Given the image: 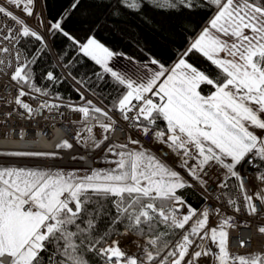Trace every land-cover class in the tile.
<instances>
[{"label": "snow or ice", "instance_id": "obj_1", "mask_svg": "<svg viewBox=\"0 0 264 264\" xmlns=\"http://www.w3.org/2000/svg\"><path fill=\"white\" fill-rule=\"evenodd\" d=\"M52 5L0 0V137L51 143L0 149V264H264V0Z\"/></svg>", "mask_w": 264, "mask_h": 264}, {"label": "trees", "instance_id": "obj_2", "mask_svg": "<svg viewBox=\"0 0 264 264\" xmlns=\"http://www.w3.org/2000/svg\"><path fill=\"white\" fill-rule=\"evenodd\" d=\"M65 2H66V0H56V6H59L60 4L65 3ZM49 6H50V11L53 10L52 0H49ZM157 19L167 23V22H170L171 18L160 15L157 17ZM130 23H132L134 26L136 25L135 20L130 21ZM74 30H76V29H74ZM139 30H140L141 34L144 35L145 39L148 41L150 46L158 43V41L156 40V36H153L151 33H149L143 26H140ZM157 35H159V34H157ZM100 38L102 39V42H105L106 45L113 47L117 51L123 50L124 52H126L129 55H137L138 54L136 49L133 46H131L128 42H126L124 40L117 42L113 38V36L109 35L107 32L101 33ZM197 56H198V54H197ZM199 59H200L201 64H207V61H204L202 57ZM190 62H193V60H190ZM194 66H195V64H194ZM93 67H95L98 70V66H94L92 64V62H90V61L87 62V70L90 71ZM192 202L194 204L198 203V201H196V200H193Z\"/></svg>", "mask_w": 264, "mask_h": 264}, {"label": "built area", "instance_id": "obj_3", "mask_svg": "<svg viewBox=\"0 0 264 264\" xmlns=\"http://www.w3.org/2000/svg\"><path fill=\"white\" fill-rule=\"evenodd\" d=\"M48 131L52 134L53 138H56L60 135V133L56 132L54 129H48ZM42 137H37L36 140H39L41 139ZM0 140L2 141H6L3 139V137H0ZM7 141H10V140H7ZM28 142H31V141H28ZM3 148H6V147H0V149H3ZM7 148H10V147H7ZM19 148H34V149H46V148H42V146H40L39 144L36 145L34 144L32 147H19ZM22 161V160H21ZM27 162H30V163H33V164H43V163H48V161H41V160H37V159H33V160H28ZM253 247H259L260 246V241L258 238H254L253 239ZM233 251H236V244L235 242H233ZM240 251H243L242 249Z\"/></svg>", "mask_w": 264, "mask_h": 264}, {"label": "bare ground", "instance_id": "obj_4", "mask_svg": "<svg viewBox=\"0 0 264 264\" xmlns=\"http://www.w3.org/2000/svg\"><path fill=\"white\" fill-rule=\"evenodd\" d=\"M34 144L42 146V148L50 149L51 148V143L44 138H41L37 140V142H20L17 143L13 140L10 141H2L0 140V147H10V148H15V147H32Z\"/></svg>", "mask_w": 264, "mask_h": 264}, {"label": "rangeland", "instance_id": "obj_5", "mask_svg": "<svg viewBox=\"0 0 264 264\" xmlns=\"http://www.w3.org/2000/svg\"><path fill=\"white\" fill-rule=\"evenodd\" d=\"M9 159H34V158H9ZM23 163H26V164H29L31 165L32 163L30 162H25V161H22Z\"/></svg>", "mask_w": 264, "mask_h": 264}]
</instances>
